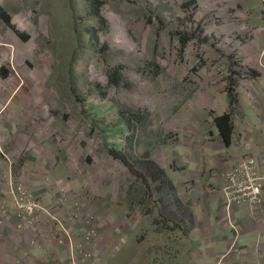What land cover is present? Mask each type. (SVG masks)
Returning <instances> with one entry per match:
<instances>
[{"label":"rangeland","instance_id":"obj_1","mask_svg":"<svg viewBox=\"0 0 264 264\" xmlns=\"http://www.w3.org/2000/svg\"><path fill=\"white\" fill-rule=\"evenodd\" d=\"M260 5L255 0H0L10 19L9 25L0 19V186L8 170L21 184L31 180L44 186L51 180V190L68 181L69 193L56 200L64 204L73 198L75 222L61 226L72 234L68 240H55L61 249L69 246L67 260L58 263H102L110 231L114 239L120 236L114 235L122 224L117 222L120 204H129L131 192L137 194L131 189L142 186L133 173L140 158L153 154L162 164L163 157L172 159L167 164L173 173L172 162L182 165V157L189 163L183 177L188 183L205 173L196 168L192 176L189 168L205 162L203 152L221 148L210 145L216 138L214 116L240 114V88L233 85L244 86L264 73L258 60L264 37ZM178 32L188 41H178ZM113 69L118 84L109 82ZM225 95L232 96V103L223 109ZM112 148L120 154L111 153ZM245 155L251 154L241 153L226 171L224 166L211 169L222 177L212 193L221 204L224 176ZM258 176L263 187L264 176ZM14 186L9 184V194ZM240 205L257 216L258 206L246 202L233 206V215ZM37 206L40 217L33 224L42 223L43 211H52L49 204ZM144 209L137 222L153 224L155 216L150 221ZM163 227L153 225V230ZM85 228L92 237L82 240ZM103 228L109 233L106 241ZM154 231L139 224L137 232L149 241L144 255L136 258L140 246L130 257L131 247L124 241L115 264H149L175 252L177 236ZM241 243L240 232L231 234L222 256L239 253Z\"/></svg>","mask_w":264,"mask_h":264},{"label":"crops","instance_id":"obj_2","mask_svg":"<svg viewBox=\"0 0 264 264\" xmlns=\"http://www.w3.org/2000/svg\"><path fill=\"white\" fill-rule=\"evenodd\" d=\"M257 2L261 4V10L257 12L262 17L264 0ZM244 3H246V0H244ZM259 23L261 25V20H259ZM263 26L264 21L261 27ZM261 43L262 57H259L258 60L262 65L264 63V37H261ZM262 67L264 68V64ZM248 80L251 83L244 86L233 85L235 88H240L237 105L241 104V112L240 114H234L232 117L233 132L230 145L224 144L222 135L213 120L216 138H209L213 141L210 145L214 150H216V145L221 148L217 151L208 149L209 151H205L201 155L205 162L201 161L198 165H190V168L192 166L195 167L193 170L189 168L192 176L195 175L192 171H195L196 168L199 169L197 170L198 172L204 170L205 173H201L198 180L193 181L196 178L195 176L190 180L193 183H188L189 180H184V164L189 163L185 159L183 161L182 157L179 161L184 164L181 165L176 161H174L176 163L172 162L175 175L168 172L170 166L167 162L172 159L163 157L164 161L162 164L159 162L158 156L153 154L148 156L150 159L146 160H152L156 164V168L162 172V176L154 177L145 173V176L140 177L137 173L134 174L136 180L141 182L142 186L131 189H134L137 194L131 192L128 197L129 204H120L121 211L117 215V222L118 225L119 223L122 224L114 232V235L120 236L114 239L113 229L110 231L112 241L110 247L106 249L104 256H102L103 261L101 264H115L117 254L120 252L124 241L126 244L129 242L131 247L130 257L133 256V251L141 246L135 253L136 258L139 259L144 255L143 245L149 242L146 234L137 232L139 224H149L152 227V231H154L153 225L159 226L160 223L164 225L162 231H167L166 229H169V231H154L157 232L156 235L161 232V234H174L178 240L173 243L177 245H175V252H170L167 258L165 257L164 260L150 262L149 264H177L180 260L186 264H264V208L259 215L254 217L249 206L240 205L237 207L234 214V223L241 234V251L232 254L230 257L222 258L221 256L230 247L231 234L233 235L234 233L235 235V232L228 228V222L226 223L220 199L215 198L212 194L213 191L216 192L218 190L222 177L220 178V175L216 177L211 172V169L224 166L226 171L237 162L241 153L242 155L251 154L256 160L257 171L264 176V73H257ZM221 99H224L225 102L223 109L229 108L232 103V96L225 95ZM225 112L222 110L221 114ZM217 116L220 115L214 116V119ZM195 155L197 156V154ZM193 160L199 161L198 158H193ZM23 175H28V171L23 173ZM4 176H6L5 181L0 186V193H3L1 195L4 198L1 201L0 197V210L5 211L3 216L5 221L3 223L0 221V264H60L58 259L67 260L69 255L68 244V250L61 249L55 240L56 238L68 240L72 236L71 233L68 235V231L64 232L61 226L65 225L64 227H68L75 222L72 215L75 208L74 200L73 198H65L64 204L56 200L58 194L67 196L69 193V191H65L69 190V186H71L67 184L68 181H63L54 190L50 189L49 183L51 180H46L45 182L47 183L44 186H41L40 182L35 181L36 184L38 183L37 189L35 188L36 184L31 180L24 182L28 189L31 188L29 192L41 204H49L48 208L52 210L51 213L43 211L44 218H42V223L27 230L17 229L20 212H17L12 193H8L9 184L10 189H12L18 182L16 180L17 177L9 170ZM14 180L16 181L14 182ZM182 181L185 182L183 185L181 184ZM159 182L163 184L162 189H160ZM206 186L208 188L212 186L210 193L204 191ZM158 190H161L159 194H157ZM145 191L147 192V197L143 198ZM52 192L54 195H50ZM145 204H148V210ZM123 208H125V212L122 210ZM141 208H145L142 211L147 214L150 221L152 220L151 217L155 216L153 224L150 222L144 224L137 222ZM115 213L116 210L114 209L111 212V216H114ZM55 214L58 216L60 223L54 217ZM122 218L123 221L121 222ZM102 231L103 239L106 241L109 233H107L105 228ZM168 234L165 235L170 237ZM171 239L173 240V238L168 240ZM74 240H76V247L80 246V239L77 237ZM115 240L118 243L114 244ZM134 241L138 242L139 245H134ZM179 256L183 258L178 259ZM118 260V263H120V258ZM77 264H81L79 259H77Z\"/></svg>","mask_w":264,"mask_h":264},{"label":"built area","instance_id":"obj_3","mask_svg":"<svg viewBox=\"0 0 264 264\" xmlns=\"http://www.w3.org/2000/svg\"><path fill=\"white\" fill-rule=\"evenodd\" d=\"M261 184L262 182L256 169V160L252 155L243 156L242 160H239L234 168L226 172L220 189L221 192H224L222 209L225 213L226 223L228 222V228L233 230L235 235H238L239 231L234 223L235 216L232 214L231 208L239 203L246 202L251 206H258L257 215H259L264 207V198L262 194L263 187H261ZM12 197L15 202L17 212H20L17 229L28 230L34 228L37 224H33V220H37L40 217V215L36 214L38 207L37 204H41L39 200L27 191L25 184L21 183L15 184L12 191ZM4 214L5 211L0 210V221L2 223L5 221V218L3 217ZM88 228L81 230L82 240L86 237L88 239L92 237V233H89L90 229ZM59 243H62V241H59ZM116 243H118L117 240L114 241V244ZM78 256L79 258L86 257L84 255ZM226 257L228 256H222V258ZM81 262L84 263L85 261L82 259Z\"/></svg>","mask_w":264,"mask_h":264},{"label":"trees","instance_id":"obj_4","mask_svg":"<svg viewBox=\"0 0 264 264\" xmlns=\"http://www.w3.org/2000/svg\"><path fill=\"white\" fill-rule=\"evenodd\" d=\"M0 19H2L4 21L5 24H10V19H9V15L7 14V11H4L3 9H0ZM21 39H23L24 41L27 40V36L24 35H20ZM176 39L178 41H182L181 43H185L186 41H188V36L182 32H178L176 34ZM119 79H118V73L117 71H115V69L112 70V72L109 74V82L111 84H118L119 83ZM216 126L220 132V134L222 135V139L225 145H230L231 140H232V132H233V119H232V115L230 112L225 113L223 115L217 116L214 119ZM112 152L115 155H117V153L120 154V150L117 148H112ZM148 157V155H147ZM146 156L143 159H139L138 161H136L135 163V169H134V165H133V173H137L140 177L145 176V173H147L148 175L151 174V176L154 177H160L162 176V172L159 171L156 168V164L152 161V160H146V159H150L147 158ZM136 168H138V170H136ZM161 188H163V184L161 182H159ZM149 192V191H148ZM147 192L145 191L143 198L147 197ZM169 202V200H167Z\"/></svg>","mask_w":264,"mask_h":264},{"label":"clouds","instance_id":"obj_5","mask_svg":"<svg viewBox=\"0 0 264 264\" xmlns=\"http://www.w3.org/2000/svg\"><path fill=\"white\" fill-rule=\"evenodd\" d=\"M143 159V158H140V160Z\"/></svg>","mask_w":264,"mask_h":264}]
</instances>
